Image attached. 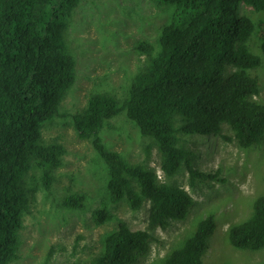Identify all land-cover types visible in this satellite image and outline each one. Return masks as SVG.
<instances>
[{"label": "trees", "instance_id": "16d2710c", "mask_svg": "<svg viewBox=\"0 0 264 264\" xmlns=\"http://www.w3.org/2000/svg\"><path fill=\"white\" fill-rule=\"evenodd\" d=\"M153 1L170 6L171 16L156 49L139 46L148 64L133 78L126 97L95 95L81 114L72 116L77 136L89 140L106 165L109 201L127 199L133 211L150 201L147 228L132 231L119 224L105 237L102 254L91 264H138L148 252L151 231L183 221L194 205L185 189L158 184L152 170L107 150L101 138L107 121L124 113L140 135L156 145L163 174L171 178L185 165L191 187L214 181L217 174L193 166L178 134L217 136L226 124L243 149L264 140V106L251 100L259 92V81L251 72L261 60L246 46L255 26L239 16L241 4L264 12V0ZM80 2L0 0V264L17 258L22 220L34 193L29 175L39 171L42 186L49 191L62 164L64 148L43 143L41 136L44 124L59 116L61 102L75 81V60L67 51L65 33ZM258 29L264 55V22ZM80 203L65 202L69 208ZM95 217L103 225L113 215L104 205ZM215 229L214 217H205L163 264H203ZM228 241L241 251L264 249V195L254 201L247 220L229 229Z\"/></svg>", "mask_w": 264, "mask_h": 264}, {"label": "rangeland", "instance_id": "374dc122", "mask_svg": "<svg viewBox=\"0 0 264 264\" xmlns=\"http://www.w3.org/2000/svg\"><path fill=\"white\" fill-rule=\"evenodd\" d=\"M172 8L153 0H81L69 20L65 33L67 51L75 60V81L61 102L59 116L44 124L42 142L64 148L61 166L54 172L49 191L41 183V173L29 175V211L22 220L17 258L8 264H91L103 251L104 239L125 224L130 230H145L150 201L146 199L133 211L127 199L109 201L105 163L89 140L80 139L72 116L81 114L95 95L107 93L123 100L133 78L148 64V56L139 51L143 44L155 49L161 29L168 24ZM239 16L246 17L255 29L246 46L260 58V66L251 72L259 81V92L252 101L264 106V55L260 47L258 25L264 12L243 4ZM101 138L107 150L120 154L130 164L152 170L158 184L185 189L194 205L186 219L167 228H156L146 256L138 264H163L195 231L197 224L212 215L216 229L208 241L203 264H262L264 249L241 251L228 241L229 229L247 220L254 201L264 195V140L260 145L241 148L234 133L222 124L221 135L185 136L179 144L189 151L193 166L216 180L189 185L182 165L176 175L161 171V156L149 138L124 113L106 122ZM137 190V186L134 183ZM80 200L78 207L65 204ZM106 205L112 221L100 225L95 212Z\"/></svg>", "mask_w": 264, "mask_h": 264}]
</instances>
